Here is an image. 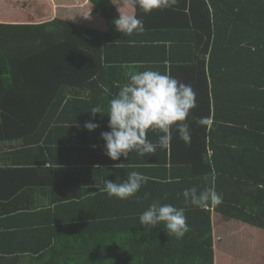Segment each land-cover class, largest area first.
Returning <instances> with one entry per match:
<instances>
[{
    "label": "trees",
    "instance_id": "1",
    "mask_svg": "<svg viewBox=\"0 0 264 264\" xmlns=\"http://www.w3.org/2000/svg\"><path fill=\"white\" fill-rule=\"evenodd\" d=\"M91 2L93 12L109 23L104 35L119 32H112V22L120 14L112 0ZM201 4L206 6L201 7L206 11L205 27L198 26L194 11H179L191 14L198 26L195 35H203L198 28L208 34L202 52L210 48L208 74L202 77L206 98L203 93L197 97L194 114L202 112L213 120L208 136L214 154L196 186L201 191L214 185L223 202L207 208L185 204L183 181L175 183L179 197L172 205L185 208L188 225L177 238L166 233L163 222L155 228L140 225L146 203L138 209L135 204L108 206L104 193H97L93 215L83 214L85 222L64 225L77 228L79 234L60 237L62 246L51 253L49 264H264L263 251L236 243L240 235L264 230V0ZM169 8L161 10L172 11ZM96 32L62 19L36 25L0 22V143H38L37 137L73 94L67 89L76 84L79 63L102 45L103 36ZM107 207L111 219L98 215Z\"/></svg>",
    "mask_w": 264,
    "mask_h": 264
},
{
    "label": "crops",
    "instance_id": "2",
    "mask_svg": "<svg viewBox=\"0 0 264 264\" xmlns=\"http://www.w3.org/2000/svg\"><path fill=\"white\" fill-rule=\"evenodd\" d=\"M112 2L122 12L140 18L143 31L128 36L113 30L117 34L104 35L109 32V23L93 12L91 0H0V22L36 25L62 19L96 29L103 36L97 53L79 63L73 77L76 84L67 89L73 94L58 108L48 130L37 137L38 143L30 147L24 139L0 143V264H49L51 253L62 246L60 237L79 234L77 228L64 225L85 222L82 216L94 214L96 197L107 179L120 182L132 171L146 176L147 183L129 199L110 198L103 192L108 206L135 204L138 209L155 200L173 204L179 197L175 183L183 181L184 189L197 187L206 176L207 162L214 154L208 136L213 120L202 112L194 114L197 97L203 93L205 99L207 90L202 77L208 74L210 48L206 53L202 50L208 34L200 28L202 37L194 34L199 25L206 26V11L201 8L206 6L201 0H175V6L169 8L172 11L158 9L146 14L130 0ZM183 7L198 16V26L191 14L179 12L185 10ZM144 70L169 74L192 86L196 107L187 118L191 143L185 144L173 129L167 149L158 147L143 157L131 152L128 158L113 161L105 155L101 138V132L110 131L108 117L97 113L93 120L90 111L100 107L106 114L109 100L127 81L126 74ZM197 117L206 122L197 123ZM89 121L100 127L89 132L84 128ZM161 134L149 130L147 139L155 143ZM98 215L111 219L110 208Z\"/></svg>",
    "mask_w": 264,
    "mask_h": 264
},
{
    "label": "clouds",
    "instance_id": "3",
    "mask_svg": "<svg viewBox=\"0 0 264 264\" xmlns=\"http://www.w3.org/2000/svg\"><path fill=\"white\" fill-rule=\"evenodd\" d=\"M174 3L175 0H133L134 6L146 14L153 10L169 8ZM118 11L119 17L112 22L117 31L128 36L143 31V21L140 18L122 12L120 8ZM126 75L127 81L109 100L106 114L100 107H93L90 111L93 120L97 113L108 117L110 131L101 132V138L105 142V155L113 161H118L122 156L128 158L131 152L143 157L155 153L158 147L167 149L172 140L173 129L185 144H190L191 128L187 118L196 107V93L192 86L169 74L154 70L130 72ZM203 122H206V119L197 118V123ZM99 127L98 123L92 121L84 124V128L89 132ZM149 130L162 133L155 143L147 139ZM147 180L142 173L132 171L120 182L105 180L102 191L110 198L126 200L134 197ZM182 196L185 204L196 207L207 208L209 205L217 206L223 202L222 195L216 191L214 185L201 191H198L197 187L185 188ZM186 220L185 208L161 204L159 200L153 201L139 215L140 225L143 227L155 228L163 222L166 233L177 238L183 237L188 231Z\"/></svg>",
    "mask_w": 264,
    "mask_h": 264
},
{
    "label": "rangeland",
    "instance_id": "4",
    "mask_svg": "<svg viewBox=\"0 0 264 264\" xmlns=\"http://www.w3.org/2000/svg\"><path fill=\"white\" fill-rule=\"evenodd\" d=\"M239 242L240 244H247L248 247L264 252V230H257L252 234L240 235L236 240V243Z\"/></svg>",
    "mask_w": 264,
    "mask_h": 264
}]
</instances>
